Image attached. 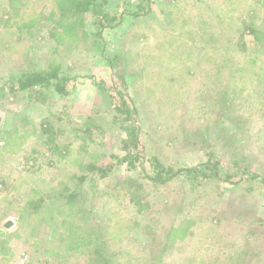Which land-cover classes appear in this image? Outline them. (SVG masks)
I'll return each mask as SVG.
<instances>
[{
  "label": "rangeland",
  "instance_id": "rangeland-1",
  "mask_svg": "<svg viewBox=\"0 0 264 264\" xmlns=\"http://www.w3.org/2000/svg\"><path fill=\"white\" fill-rule=\"evenodd\" d=\"M126 1L129 8L122 5ZM110 3L124 12H136V5L144 11L102 31L97 40L104 45L103 57L101 48L92 49L96 30L90 18L80 32H62L49 20L56 12L52 0H21L14 4L19 9L13 20L35 19V24L17 32L5 26L13 14L8 0H0V132L9 140L0 134V264H87L84 255L69 258L73 251L59 248L61 218L67 224L81 218L79 223L98 227L110 249L122 253L124 264H155L157 238L169 245L162 257L170 264H264V114L249 107L252 90L261 82L258 73H264V49L245 29L264 27V0ZM239 31L247 51L227 54V67L219 74L223 89L210 95L205 72L191 77L197 60L204 51L218 56L223 36L234 42ZM117 53L135 100L133 118L144 151L173 169L201 166L206 152H213L220 177L226 171L235 174L232 187L227 181L197 183L184 177L154 185L138 164L132 169L123 159L125 123L114 117L111 94L96 85L110 86L105 57ZM51 59L74 77L66 85L67 96L53 90L10 91L21 72L42 68ZM234 63L245 70L235 72ZM88 118L100 127L92 130V141L76 132ZM43 123L53 128L51 140L41 131ZM90 162L104 172L109 165L106 176L90 173ZM80 175L85 179L78 186ZM125 177L142 184V207L112 186ZM64 189L79 194L71 209L55 200ZM38 198L46 202L31 213L27 202ZM182 220L190 221L183 239L172 231Z\"/></svg>",
  "mask_w": 264,
  "mask_h": 264
},
{
  "label": "trees",
  "instance_id": "trees-1",
  "mask_svg": "<svg viewBox=\"0 0 264 264\" xmlns=\"http://www.w3.org/2000/svg\"><path fill=\"white\" fill-rule=\"evenodd\" d=\"M20 1L21 0H8L9 8L13 14V17L8 16L4 21L6 27H14L16 28L17 32H21L23 27L32 28L35 24V19H27V21L22 22L21 24H16V20H13V18L18 15L17 9H19L15 7L14 4H17ZM52 1L56 7V12H52L50 14L51 16L49 17V20L54 23L55 28L59 27L62 32L68 31L72 33H78L81 31L85 20L88 18L91 19V23H93L92 25L96 30L92 43V49H95L98 52L97 49L101 48L102 52L100 51L99 53L102 56L104 45L99 43L100 40H97L99 37H101L102 31L113 30L122 24L126 16L137 18L141 15L140 12L144 11V8L140 5H136L138 9L136 12L130 13L120 11V6L115 5L112 7L110 0ZM146 3H148V0H146ZM140 4H143V2H140ZM122 5H124L126 8H129L131 3L126 1ZM19 6L22 7L20 4ZM245 29L252 36L255 43L259 46V49H264V27H245ZM230 30H232V28H230ZM232 34H234V32H232ZM229 40L230 38H227V35L223 36L218 56H214L213 54H210L209 56V54L204 51L201 57L197 60V72H195L194 75H191V77H195L198 73L205 72L204 77L206 76L207 78H204V80H211V88H208L207 91L213 96L218 94L219 89H223V82L219 74L227 67V61H229L227 54L233 51L232 49H236V53H246L247 51L242 32H238L234 42H230ZM251 60V64H253V58H251ZM105 64L111 77L110 86L104 87L102 82L97 83L96 85L103 93L108 92L111 94H108V102L109 104H114V117L115 119H119L125 123L122 128L124 132V138L121 140L123 150L126 151V156H124L123 159L129 160V165L132 167V169H135V164H138L140 173L143 174L147 181L154 185H165L173 180L184 177L189 181L197 183L206 181L224 183L227 181V186H233L232 176H235V174H230L229 171H226L224 174V179H222L219 174L220 160L215 159L214 161H211L212 156L215 157L213 152H206L207 158L201 166L189 168L174 167L173 169L172 167H166L162 161L157 158V156H154V154L144 151L145 146H143L138 140V127L135 125L133 118L136 108H132V106H136L135 100L128 92V82L124 76V70L121 68L120 54L117 53L113 54L111 57H105ZM200 64L202 65L200 68H198ZM233 69L235 72L245 70L244 65L242 67H238L236 63H234ZM261 72H259L257 76V81H261L260 85L258 84L257 88H253V98H251L249 107L253 109L259 108L262 114H264V73ZM73 80L74 77L63 72L62 66L59 62L51 59L42 68H36L32 70L29 69L21 72L15 81L9 86V89L10 91L16 89V91H28L33 93L35 91L40 92L42 90H53V92L60 96H67L68 91L66 90V85ZM227 92L228 90L223 91V95H225ZM224 104H231L230 100L228 98L225 99ZM52 130L53 128L47 123H43L41 126L42 133L46 135L49 140H51V137L53 136ZM92 130L99 131L100 127L95 121H93V119L88 118L83 125V129L76 130V132L82 131L84 133L83 137H87V139L92 141ZM3 133L4 132L2 131L0 132V134ZM3 138L7 139L5 133ZM203 139L204 138L202 135L201 141ZM7 142H9V140ZM52 146L53 149L54 147L57 148L56 144H53ZM233 164L234 166H237L235 161H233ZM87 169L90 173H99V177L103 178L106 176L107 169L109 171L110 167L108 165L104 172V169L101 168V165H96L93 162H90L87 164ZM84 179L85 176L80 175L77 178V185L80 186ZM243 182H245V180H239L237 183L240 184ZM0 185L2 186L3 183L0 182ZM112 186H119L120 188L124 189L126 191L125 193L128 195L127 197L129 201L135 206L142 207L141 201L144 199L141 191L142 184L137 179L125 177L124 179L117 180L112 184ZM78 196V192L73 190L67 191V189H64L60 190L54 197L56 202L57 200L58 202H61L59 206L65 209H71L72 204L77 200ZM45 202L46 200L44 198H38L35 201L30 200L27 202V207L31 213H37L39 209L43 207ZM61 219L62 230L58 234L57 244L61 249H64L68 252L73 251V253H69V258L75 257L77 255H84L87 258V264H124L119 259L121 258L120 256H122V253H115L110 249L107 241L99 234L100 231L98 227L90 226L88 222L85 221L84 223H79V219L81 218H71L70 223L68 224L66 222L67 218ZM189 223L190 221L188 220L180 221L179 226L173 227L172 229L174 233L173 236L178 235L177 237L183 239V232L185 231L184 229ZM51 226L54 227V224H51ZM171 228L172 226H170L168 229ZM167 238L169 237L166 236L165 239ZM157 240L160 243H158L157 248L155 247V253L157 256L155 264H170L165 260L164 257H162L163 254L169 253L167 251L168 248L170 249L169 245H167L165 242L163 243L160 238H157ZM154 246H156V237L151 241V247ZM126 256H128V254ZM59 264H70V261L67 260Z\"/></svg>",
  "mask_w": 264,
  "mask_h": 264
},
{
  "label": "water",
  "instance_id": "water-1",
  "mask_svg": "<svg viewBox=\"0 0 264 264\" xmlns=\"http://www.w3.org/2000/svg\"><path fill=\"white\" fill-rule=\"evenodd\" d=\"M9 226H11V222L8 221V222H6L5 227L8 228ZM1 235H2V231H0V236Z\"/></svg>",
  "mask_w": 264,
  "mask_h": 264
}]
</instances>
